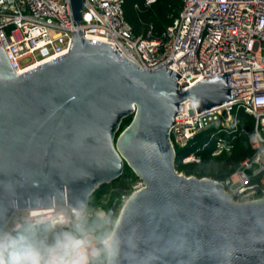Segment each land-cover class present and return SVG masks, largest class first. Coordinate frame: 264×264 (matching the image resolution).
<instances>
[{"label":"water","instance_id":"95a60500","mask_svg":"<svg viewBox=\"0 0 264 264\" xmlns=\"http://www.w3.org/2000/svg\"><path fill=\"white\" fill-rule=\"evenodd\" d=\"M70 5L79 24L82 0ZM166 65L141 70L80 30L67 53L20 75L0 48V214L11 219L57 192L66 195L42 208L70 206L72 194L93 196L121 178L125 162L143 187L117 214L119 200L109 209L121 221L118 264H264V198L235 203L219 182L174 168L169 132L180 103L199 113L234 99L231 73L179 93Z\"/></svg>","mask_w":264,"mask_h":264},{"label":"built area","instance_id":"2783aa9c","mask_svg":"<svg viewBox=\"0 0 264 264\" xmlns=\"http://www.w3.org/2000/svg\"><path fill=\"white\" fill-rule=\"evenodd\" d=\"M180 1L177 16L154 36L151 25L143 34L134 33L125 19L124 0H82L79 24L73 19L70 0H0V48L20 75L67 53L71 33L80 30L85 39L110 44L141 70L153 71L171 61L166 67L180 76L179 93L203 77L230 71L234 99L199 113L193 101L180 103L169 132L174 168L198 163L206 150L230 152L244 132L239 126L242 116L247 117L252 123L251 154L219 183L235 203L262 199L264 0ZM154 2L144 0V5ZM142 187L139 179L135 189ZM68 207L38 211L52 215Z\"/></svg>","mask_w":264,"mask_h":264},{"label":"clouds","instance_id":"9594fccd","mask_svg":"<svg viewBox=\"0 0 264 264\" xmlns=\"http://www.w3.org/2000/svg\"><path fill=\"white\" fill-rule=\"evenodd\" d=\"M66 193L37 196L15 218L0 214V264H118L121 221L93 205L87 190L72 194V203L52 215L38 211L46 200Z\"/></svg>","mask_w":264,"mask_h":264},{"label":"rangeland","instance_id":"374dc122","mask_svg":"<svg viewBox=\"0 0 264 264\" xmlns=\"http://www.w3.org/2000/svg\"><path fill=\"white\" fill-rule=\"evenodd\" d=\"M144 9L140 10L143 14H148L151 17L158 18L160 12V3L155 2L150 5H144ZM171 11L173 8L170 9ZM170 11V12H171ZM138 23L140 24L139 30L137 34L145 33L148 26H154L153 21L150 19L146 24L143 23L142 19H138ZM133 116H128L122 119L119 128L115 134V139L122 133L132 122ZM240 122L241 125L245 124ZM249 147L248 139L245 137H240V140L236 143L233 149L230 152H222L219 154H212L211 150H206L201 156V159L198 163H192L188 165L176 164L175 170L178 174L183 175L185 177H193L196 179H209L216 182L224 181L232 171H234L235 166H233L232 162L236 158L237 154L243 153ZM193 148L188 149V151H192ZM123 176L119 178L117 181L111 182L99 188L93 197V205H100L105 207L106 209H110L113 202L115 200H119V207L116 210V214L121 208V205L125 203L128 197L136 191L135 186L139 182V178L135 175L132 169L128 166L127 163L123 164ZM119 184H124L125 187L130 190L127 194L118 196L116 194V188ZM122 196H125V199H122ZM243 203V202H239Z\"/></svg>","mask_w":264,"mask_h":264},{"label":"trees","instance_id":"16d2710c","mask_svg":"<svg viewBox=\"0 0 264 264\" xmlns=\"http://www.w3.org/2000/svg\"><path fill=\"white\" fill-rule=\"evenodd\" d=\"M156 2H157V0H156ZM158 2L160 3L161 8H160L158 18H154V17L149 16L148 14H145V13L143 14V12L140 11V10L145 8L144 7V0H124L125 19L127 20L128 23H130L135 34H137L139 27H140V24L138 23V19H142L143 23L146 25L149 22V20L151 19L153 21V25H154V26H152L153 31H154V36H158L165 29V27L168 26L172 22V20L177 16V14L181 8V1L180 0H158ZM171 8H173L172 11L170 10ZM242 117H243V120H242L243 123H244V119L246 121H245L244 125H241L239 123V126L244 128V132L240 133L237 136V139L234 143V146L240 140V137H245V139L246 138L248 139V137L251 133V128H252L251 119L244 117V116H242ZM250 154H251L250 147H247V150H245L243 153L237 154L236 158L232 162L233 166H235V168H236L238 166L239 162L243 158L249 156ZM115 181H117V180H115ZM129 191L130 190H128L124 184H119L116 188V194L118 196L127 194Z\"/></svg>","mask_w":264,"mask_h":264},{"label":"bare ground","instance_id":"6f19581e","mask_svg":"<svg viewBox=\"0 0 264 264\" xmlns=\"http://www.w3.org/2000/svg\"><path fill=\"white\" fill-rule=\"evenodd\" d=\"M127 200H128V199H127ZM127 200H126V201H127ZM126 201H125V202H126ZM124 204H125V203H124ZM122 206H123V205H122Z\"/></svg>","mask_w":264,"mask_h":264}]
</instances>
